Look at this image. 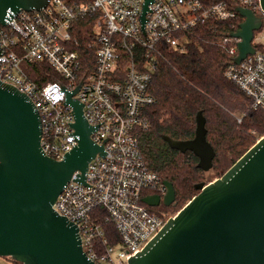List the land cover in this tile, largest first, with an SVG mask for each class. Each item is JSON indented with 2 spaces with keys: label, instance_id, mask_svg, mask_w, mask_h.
Here are the masks:
<instances>
[{
  "label": "built area",
  "instance_id": "obj_1",
  "mask_svg": "<svg viewBox=\"0 0 264 264\" xmlns=\"http://www.w3.org/2000/svg\"><path fill=\"white\" fill-rule=\"evenodd\" d=\"M262 20L254 31V54L239 64L241 39L224 40L234 56L226 77L264 110V9L260 0H232ZM48 0L40 10H7L0 22V81L25 93L41 120L43 152L61 161L79 144L73 125V99L93 128L91 140L103 146L82 175L64 186L55 210L79 228L83 249L94 264H128L172 218L143 202L164 197V180L148 165L139 147L149 127L145 109L155 103L149 91L163 51L186 52L187 34L210 20L237 19L236 8L221 2L204 7L200 0ZM92 18L91 22L82 19ZM240 28V27H239ZM239 30V29H238ZM82 34V39L78 35ZM44 62L56 78L40 85L26 65ZM241 122V117H238ZM104 211V212H103ZM114 225L111 244L103 226Z\"/></svg>",
  "mask_w": 264,
  "mask_h": 264
},
{
  "label": "water",
  "instance_id": "obj_2",
  "mask_svg": "<svg viewBox=\"0 0 264 264\" xmlns=\"http://www.w3.org/2000/svg\"><path fill=\"white\" fill-rule=\"evenodd\" d=\"M145 0L142 21L148 4ZM48 0H0V22L7 10H40ZM264 9V0H260ZM244 18L233 37L241 39L239 64L254 54V31L262 20L253 11L237 7ZM80 86L74 91L76 93ZM68 94L75 109L73 125L79 144L61 161L48 157L41 147L40 115L31 99L15 86L0 81V257L21 264H94L83 249L79 228L54 208L72 175L79 171L84 181L88 163L103 146L91 140L93 128L83 106ZM196 135L191 140L163 139L172 149L193 152L198 167L208 172L216 152L207 141L206 118L196 117ZM163 204L176 201L174 186L164 181ZM194 196L170 218L141 252L128 264H264V136L221 177L197 186ZM143 202L158 206L157 196Z\"/></svg>",
  "mask_w": 264,
  "mask_h": 264
},
{
  "label": "trees",
  "instance_id": "obj_3",
  "mask_svg": "<svg viewBox=\"0 0 264 264\" xmlns=\"http://www.w3.org/2000/svg\"><path fill=\"white\" fill-rule=\"evenodd\" d=\"M200 2L204 7L221 2L232 8L238 6L232 0ZM85 20L91 22L89 30L93 19H82L79 24ZM243 21L239 16L235 20L214 19L198 25L187 34L186 52L167 49L159 59L149 88L156 100L144 111L149 127L141 133L139 147L149 167L174 186L175 203L160 210L174 213L183 208L199 194L198 185L221 177L264 136V110L254 109L251 99L225 75L234 56L224 40L238 31ZM78 38L81 40L82 34ZM25 69L40 85L56 78L44 62L26 65ZM199 112L206 118L207 141L216 152L208 172L198 167L199 158L193 152L172 149L163 139L164 136L177 141L193 139ZM238 113L242 114L241 122ZM103 226L113 244V237L117 236L114 225L104 222ZM4 259L21 264L12 258Z\"/></svg>",
  "mask_w": 264,
  "mask_h": 264
},
{
  "label": "rangeland",
  "instance_id": "obj_4",
  "mask_svg": "<svg viewBox=\"0 0 264 264\" xmlns=\"http://www.w3.org/2000/svg\"><path fill=\"white\" fill-rule=\"evenodd\" d=\"M262 46L264 47V42L262 43ZM237 116L238 117H241L242 116V114L241 113H238L237 114ZM258 141V140H257ZM219 178V177H218ZM217 179V178H216ZM215 179L214 178H212L210 181L212 182V181H214ZM182 209V208H181ZM179 211V210H178ZM178 211L177 212H174V213H172V212H167L168 213V216H171V217H174L177 213H178ZM9 263V261H7L6 259H4L3 257H0V264H8ZM9 264H11V263H9Z\"/></svg>",
  "mask_w": 264,
  "mask_h": 264
},
{
  "label": "flooded vegetation",
  "instance_id": "obj_5",
  "mask_svg": "<svg viewBox=\"0 0 264 264\" xmlns=\"http://www.w3.org/2000/svg\"><path fill=\"white\" fill-rule=\"evenodd\" d=\"M153 196H157V197H158V206L153 207V208H155L156 210L160 211V209H161L163 206H165V205L163 204V197H162L160 194H155V195H153ZM165 207H170V206H165ZM161 211H163V210H161Z\"/></svg>",
  "mask_w": 264,
  "mask_h": 264
},
{
  "label": "crops",
  "instance_id": "obj_6",
  "mask_svg": "<svg viewBox=\"0 0 264 264\" xmlns=\"http://www.w3.org/2000/svg\"><path fill=\"white\" fill-rule=\"evenodd\" d=\"M7 263H8V262H7ZM9 263H10V262H9ZM9 263H8V264H9ZM11 264H12V263H11Z\"/></svg>",
  "mask_w": 264,
  "mask_h": 264
}]
</instances>
